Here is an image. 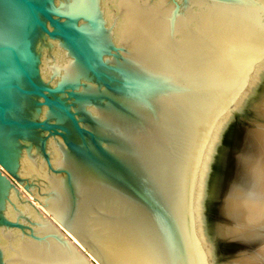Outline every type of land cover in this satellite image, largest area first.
<instances>
[{"label":"water","instance_id":"water-1","mask_svg":"<svg viewBox=\"0 0 264 264\" xmlns=\"http://www.w3.org/2000/svg\"><path fill=\"white\" fill-rule=\"evenodd\" d=\"M159 1L145 28L155 41L138 54L114 40L99 0H0V229L35 242L51 236L73 251L57 222L89 251L86 264H106L80 235L94 217L112 234L142 239L164 264H186L177 219L180 161L201 107L211 103L208 93L223 90L196 69L199 35L185 21L193 16L188 0H168L170 12ZM235 129L233 122L224 130L210 170L219 193L223 165L231 162L226 170L237 180L249 147L245 131ZM50 143L65 164H54ZM23 156L39 158L54 184L37 199L55 221L18 188L33 194L38 186L22 174ZM12 195L39 219L17 210L9 217ZM214 203L204 213L217 218ZM35 227L48 229L39 234ZM0 264H6L1 247Z\"/></svg>","mask_w":264,"mask_h":264},{"label":"bare ground","instance_id":"bare-ground-1","mask_svg":"<svg viewBox=\"0 0 264 264\" xmlns=\"http://www.w3.org/2000/svg\"><path fill=\"white\" fill-rule=\"evenodd\" d=\"M161 1L170 12L171 2ZM159 2L99 0V5L106 25L112 27L114 40L126 46L128 52L139 54L147 43L155 41L146 34L145 28L152 27L149 14L157 10ZM186 2L193 16L185 21L199 35L193 39L200 61L196 69L207 73L212 83L223 90L208 93L211 103L201 107L198 127L180 161L177 219L185 237L186 264H264V0H233L238 3V10L229 9L226 1ZM182 32L186 36V28H182ZM243 110L248 114L243 127L249 149L240 157L237 180L229 176L226 187H221L219 193L221 185L216 190L210 170L215 160L218 163L223 150L224 130ZM50 149L54 164H65L52 143ZM21 171L38 185L33 194L18 185L22 195L53 220L37 199L43 198L39 191L45 192L54 185L44 164L39 158L30 160L23 156ZM55 179L59 182L57 177ZM11 199L16 207L8 206L9 217H15L19 211L39 219L31 206L13 195ZM212 201H216L219 209L217 218L204 213L205 205H212ZM47 205L55 211L49 202ZM93 218H88L90 227L80 235L106 264H164L155 249L142 239L125 231L112 234L106 231L105 222L99 224ZM56 225L73 251L68 246L62 247L51 236L35 242L21 236L17 230L0 229L3 260L6 264H86V257L93 260L70 232L57 222ZM47 229L35 227L39 234ZM225 240H234L241 246L225 254L218 246L219 241Z\"/></svg>","mask_w":264,"mask_h":264},{"label":"rangeland","instance_id":"rangeland-1","mask_svg":"<svg viewBox=\"0 0 264 264\" xmlns=\"http://www.w3.org/2000/svg\"><path fill=\"white\" fill-rule=\"evenodd\" d=\"M240 115V116H239ZM247 111H245V110H243V111H241V113L240 114H238V117L236 118V120H234V122H236V126H234L236 129V133L237 132H241V130H243L244 131V127H243V122H244V120H247ZM246 131V130H245ZM239 132V133H240ZM237 134H236V138H237ZM244 138V137H243ZM229 144H230V146H231V143H232V140H229V142H228ZM248 149H249V147L247 148V151H248ZM238 155H240V154H238ZM227 163H228V165H230L231 164V162L229 161V162H227L226 161V163L223 165V168H222V172L221 173H224L223 171H225V173H226V175H225V178H224V180L223 179H221L222 180V184H223V186L224 187H226V183H227V178H229V174L231 173L230 172V168H228L227 170H226V168H227ZM224 166H226V167H224ZM228 173V174H227ZM228 176V177H227ZM231 177V176H230ZM226 182V183H225ZM215 202V203H214ZM213 203H214V205H217L216 204V201H214ZM215 215V214H214ZM214 215H208L209 217H214ZM230 243V241H227V245H226V243H224V245L223 246H225V247H223L222 249H224L223 250V252H225V254H227L226 252H231L233 249H235V246L232 244V245H228ZM239 246H241L240 245V243L239 242H236V249H237V247H239ZM249 247H251V245L249 246ZM240 248V247H239ZM252 248V247H251ZM251 248H250V250H251Z\"/></svg>","mask_w":264,"mask_h":264}]
</instances>
